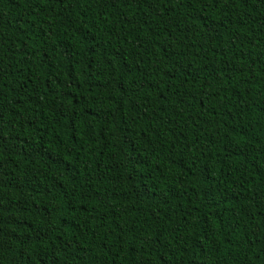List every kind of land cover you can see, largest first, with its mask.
Segmentation results:
<instances>
[{
	"label": "trees",
	"instance_id": "obj_1",
	"mask_svg": "<svg viewBox=\"0 0 264 264\" xmlns=\"http://www.w3.org/2000/svg\"><path fill=\"white\" fill-rule=\"evenodd\" d=\"M0 264H264V0H0Z\"/></svg>",
	"mask_w": 264,
	"mask_h": 264
}]
</instances>
